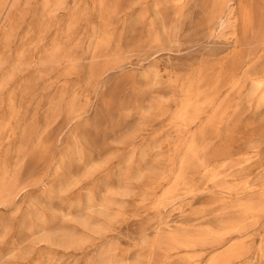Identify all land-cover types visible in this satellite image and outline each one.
Masks as SVG:
<instances>
[{
    "label": "rangeland",
    "instance_id": "374dc122",
    "mask_svg": "<svg viewBox=\"0 0 264 264\" xmlns=\"http://www.w3.org/2000/svg\"><path fill=\"white\" fill-rule=\"evenodd\" d=\"M214 1L67 0L66 8L48 19L43 0L20 1L14 35L4 39L0 33V81L5 77L0 130L9 124L0 164L11 173L18 170L20 183L10 202H0V264H209L224 250L212 242L180 251L159 244L171 235L197 239L219 232L264 188V105L254 90V82L264 78V0H233L218 16ZM245 9L252 13V27ZM158 36L160 43L153 41ZM101 39H110L109 47L95 55ZM55 42L70 49L72 58L45 67L41 62ZM150 74L157 77L146 79ZM192 82L214 102L199 122L179 128L174 115ZM73 100L77 112L62 113L61 102L67 106ZM53 102L59 104L57 116L46 127ZM144 108L156 111L140 131ZM212 120L203 136V126ZM34 129L31 138H22ZM193 138L206 166L220 172L219 180L189 168L187 184L159 204ZM90 196L98 202L88 208ZM257 214L245 240L230 237V244L250 248L237 264H264L258 255L264 212Z\"/></svg>",
    "mask_w": 264,
    "mask_h": 264
},
{
    "label": "bare ground",
    "instance_id": "6f19581e",
    "mask_svg": "<svg viewBox=\"0 0 264 264\" xmlns=\"http://www.w3.org/2000/svg\"><path fill=\"white\" fill-rule=\"evenodd\" d=\"M20 1L22 0H0V33L4 32L2 35L4 39H9V38H12V36L14 35V32L16 31L17 29V24H16V17L17 16L15 13L16 11L19 12V4H20ZM106 1V0H105ZM172 1H175V2H181L182 0H172ZM233 0H215L214 1V7L216 9V11H214V15H220L222 12H225L224 9L226 7H229L230 6V3L232 2ZM247 1V0H246ZM249 1V0H248ZM251 1V0H250ZM66 3H67V0H43V12H44V19H48L50 17H52L55 13L63 10L66 8ZM102 3H105V2H102ZM109 3V2H108ZM243 4V3H242ZM249 4V3H248ZM247 4V5H248ZM255 4V3H254ZM103 5V4H102ZM246 5V4H245ZM244 5V6H245ZM247 5L245 7H247ZM250 5V4H249ZM105 6V5H104ZM184 6V4H183ZM250 6H253V4H251ZM255 6V5H254ZM103 7V6H102ZM171 7V6H170ZM185 7V6H184ZM184 7H183V11H184ZM243 7V6H242ZM167 8V7H166ZM186 8V7H185ZM241 8V7H240ZM249 8V7H248ZM251 8V7H250ZM249 8V9H250ZM106 9V6L105 8ZM171 9V8H170ZM243 9V8H242ZM214 10V8H213ZM213 10L211 12H213ZM253 10H256V9H253ZM182 11V12H183ZM252 11V9H251ZM165 12V10H164ZM168 14L169 12L171 11H167ZM210 12V11H209ZM219 12V14H217ZM254 12V11H253ZM228 13V12H227ZM256 14L257 11L255 12ZM209 14V13H208ZM226 14V13H225ZM242 14V13H241ZM170 15V14H169ZM211 15V13H210ZM227 15V14H226ZM182 16H183V13H182ZM216 16V17H217ZM245 16V19H246V22L248 25H250L252 27V23H253V17H252V13L250 12V10L248 9H245V12H244V15ZM163 17V16H162ZM170 17V16H169ZM179 17V16H178ZM223 17L222 16L220 18V23H221V26L223 27L226 23V21L223 20ZM82 15L80 16H76L73 18V22L72 24H75V23H78V21L80 19H82ZM255 18V17H254ZM102 19V17H101ZM214 19L215 21V18L212 17L210 19V21ZM209 20V18H208ZM242 22H243V19H241ZM256 20V19H254ZM165 21V20H164ZM209 22V21H208ZM245 22V21H244ZM213 23V21H212ZM211 23V24H212ZM216 23V22H215ZM257 23V21H256ZM247 25V26H248ZM246 26V25H245ZM244 24H243V27H245ZM72 27V26H71ZM41 33H45L47 31V27H46V24H43L42 27H41ZM249 28V27H248ZM256 28V27H254ZM247 29V28H245ZM253 29V28H252ZM248 30V29H247ZM245 31V30H243ZM249 31V30H248ZM253 31V30H252ZM255 31V30H254ZM247 32V31H246ZM95 33H96V30H95ZM245 33V32H243ZM29 34V33H28ZM27 34V35H28ZM254 34V32H253ZM247 35V34H246ZM250 35V34H249ZM245 37V36H244ZM251 37V36H250ZM110 38V36H109ZM247 38V36H246ZM249 38V37H248ZM247 38V39H248ZM44 39V38H43ZM95 39V37H94ZM94 39H93V42H94ZM162 40V39H159V36L158 37H155L154 38V42H157V43H160L159 41ZM110 41V39H109ZM109 41L106 40V39H101L97 46H96V54L95 55H98L99 53H101L102 51H104L105 49H107L109 47ZM66 42V40H65ZM92 40H91V44L93 43ZM252 42V41H251ZM250 42V43H251ZM242 43V42H241ZM155 44V43H154ZM243 44V43H242ZM245 44V42H244ZM252 44V43H251ZM241 45V44H240ZM264 45V43H263ZM35 46V45H34ZM79 46H80V43H79ZM251 46V45H250ZM66 47V46H65ZM63 45H59V44H56L55 42V45L48 51L47 53V56L45 58L44 61H40L41 64H43L45 67H48V66H51L52 68H54L57 64H64L67 59L69 58H72L69 56V53H68V50L70 51V49H66ZM75 47V46H74ZM73 49V48H72ZM80 49V48H78ZM47 50V49H46ZM72 52V51H70ZM118 53V52H117ZM46 54V53H45ZM237 55V53H235ZM239 54V53H238ZM94 55V56H95ZM243 55V54H242ZM241 55V56H242ZM21 56V55H20ZM239 56V55H238ZM32 57V55H31ZM234 57V56H233ZM261 57V56H260ZM23 57H21L22 59ZM243 58V57H242ZM33 59V58H32ZM31 59V60H32ZM241 59V58H240ZM259 59V58H258ZM24 60V59H22ZM26 60V59H25ZM76 61H78V59L76 58L75 59ZM235 60V59H234ZM74 62V63H70L71 65V69H73L74 67H76V63L77 62ZM228 61V60H227ZM30 62V61H29ZM226 62V61H225ZM224 62V63H225ZM240 62V61H239ZM257 62V61H256ZM31 63V62H30ZM29 63V64H30ZM236 63V62H235ZM255 63V62H254ZM18 64V63H17ZM16 64V65H17ZM20 64H23V63H20ZM219 65L221 66L222 64L219 63ZM28 66V65H27ZM218 66V64L216 65V67ZM234 66V65H233ZM3 67V66H2ZM5 67V66H4ZM222 68V66H221ZM251 68V67H249ZM204 69V68H203ZM202 69V73L204 72ZM216 69V68H215ZM211 70V69H210ZM221 70V69H220ZM214 71V70H213ZM212 71V72H213ZM20 72V71H19ZM50 72V71H49ZM208 72V71H207ZM221 72V71H220ZM208 74V73H207ZM219 74V73H218ZM14 75V74H13ZM44 75V74H42ZM41 75V76H42ZM90 75L91 77H96L97 76V73H96V68H92L90 70ZM203 75V74H202ZM12 76V75H11ZM40 76V77H41ZM9 77V75H8ZM156 78L157 76L154 75L152 76L151 74L150 75H147L146 76V79H150V78ZM199 77V76H198ZM259 77V76H258ZM4 80H5V77H3ZM7 78V77H6ZM14 78V76H13ZM12 78V79H13ZM241 78V77H240ZM253 78V77H252ZM11 79V78H10ZM8 79L9 81H12ZM4 80L0 81V91L2 90L3 88V82ZM201 80V79H200ZM199 80V82H201ZM251 80V78L249 79ZM7 81V80H6ZM189 82V81H187ZM198 82V81H197ZM197 82L195 84H197ZM241 82V81H240ZM195 84L190 83L188 86L185 87V89H183V91H185L184 95H185V98L183 99V101L181 102L180 104V108L178 110V112L174 115V121L176 122V126H178L179 128H184V129H187L191 126H193L195 123L199 122L202 118V115L205 113L204 109L207 107V106H212L213 104V100L214 98L209 94V93H206L204 94L203 91H201L199 89V87L196 88V90H194L195 88ZM202 84V83H201ZM200 85V84H199ZM235 85V84H234ZM236 86V85H235ZM219 87V86H218ZM234 87V86H233ZM238 87V86H237ZM243 87V86H242ZM246 87V86H245ZM216 88L217 86H213L211 88V92L214 93L216 91ZM235 88V87H234ZM218 89V88H217ZM237 89V88H236ZM234 89H232L233 91ZM243 91V89H241ZM245 90V89H244ZM252 90V89H251ZM254 90L255 92L258 94V92L261 93L260 97H258L260 99L259 102H261L262 104L261 105H264V78H260L258 80H256L254 82ZM29 91V90H28ZM242 91H239V92H242ZM250 92V91H249ZM28 94V92H27ZM256 94V95H257ZM7 95V94H6ZM259 96V95H258ZM179 97V96H178ZM254 98V96H253ZM257 98V99H258ZM216 100V99H215ZM224 100V99H223ZM243 100V99H242ZM248 100H249V97H248ZM252 100V99H251ZM240 101V100H239ZM253 103V102H251ZM259 104V103H258ZM58 103H52V105L50 106V109L46 115V119H45V125L46 127L51 123V121L57 116V112H58ZM260 105V106H261ZM214 106V105H213ZM220 107V106H219ZM263 107V106H262ZM261 107V109H262ZM155 108H158V107H155ZM155 108H144V109H140V112H143L142 115H143V118H142V122H141V128H140V131H143L145 130L146 128L149 127L150 123L149 121L147 120V118L149 119L153 112H155ZM238 109H241L239 108L238 106ZM77 104H76V101L73 100L71 103H69L67 106L66 104L64 105L62 102H61V109L60 111L62 113H65V114H68V115H73L77 112ZM219 110L221 111V108H219ZM259 110V108H258ZM236 111H237V108H236ZM240 112V110H239ZM238 112V113H239ZM225 114H226V111H225ZM236 114V112L234 113V115ZM221 115L223 116V112H221ZM233 119V118H232ZM231 119V120H232ZM207 122V121H206ZM214 120L212 121H209L208 123H206L204 126H203V129L201 130V134L204 136V134H207L210 126L213 124ZM230 122V121H229ZM212 123V124H210ZM8 123H5L2 127H1V130H0V149H1V145H2V142L4 141L3 139V133L4 131L8 128ZM214 125V124H213ZM229 125V123H228ZM87 124H83L80 126L79 130L81 131L82 134L83 131L85 130ZM232 126V125H231ZM237 127V126H236ZM235 127V128H236ZM233 130V128H232ZM237 130V129H236ZM34 130H32L31 132H27L26 130V134L22 135L24 139H26L27 137H32V135L34 134ZM231 133V132H230ZM235 134V132H234ZM229 135V134H228ZM237 135V133H236ZM235 135V136H236ZM260 137V136H258ZM239 138H241L239 136ZM10 139V137L8 138ZM76 139V137H75ZM226 139H230V138H226ZM236 139V138H235ZM216 141V140H215ZM228 141V140H227ZM226 141V142H227ZM215 144V143H214ZM224 144V142H223ZM207 146V145H206ZM84 148V147H83ZM222 148V146L220 147ZM229 148V147H228ZM225 149V148H224ZM227 149V148H226ZM253 149V148H251ZM258 149V148H257ZM221 150V149H220ZM36 151V150H35ZM78 151V150H77ZM253 151V150H252ZM256 151V150H254ZM84 152V151H83ZM186 156L185 158L182 160V163L180 162V165H181V168L179 170V172L176 174V177H175V180H174V184L172 185L171 188H169L165 193H164V196L162 199L159 200V204H163L166 200H170L171 198H173L175 196V193L178 191V188L180 187L181 184H187V169L189 168H194V169H204L205 172H206V176L208 178L209 181L211 182H217L221 176L220 172L218 170H215L212 169L210 170L206 165V160L202 157L201 153H202V149L199 148L198 144H197V141H196V138H193L192 141L188 144L187 146V150H186ZM217 153V151H216ZM221 153V152H220ZM9 154V153H8ZM33 154V153H32ZM80 154V152H79ZM254 154V153H253ZM261 154V153H260ZM255 155V154H254ZM7 156V155H6ZM85 156V155H84ZM224 156V155H223ZM246 156V155H245ZM260 156V155H259ZM77 157H81V156H77ZM252 157V156H251ZM251 157H248L249 159ZM260 158V157H259ZM256 159V158H255ZM240 160V159H239ZM246 160V159H245ZM244 162V161H243ZM232 163V161H231ZM243 164V163H242ZM244 165V164H243ZM174 166V165H173ZM236 167V165H235ZM218 169V168H217ZM233 170V169H232ZM223 175V174H222ZM159 181H163L165 179L164 175H159ZM203 176V175H202ZM235 176V175H234ZM127 179H133V177H127ZM264 180V179H263ZM262 180V181H263ZM74 182H76V180H73L71 179L70 180V183L71 185L74 184ZM68 183V185L70 184ZM235 184V183H234ZM246 185V184H245ZM230 186V185H229ZM69 187V186H68ZM193 187V186H192ZM233 187V186H232ZM230 187V188H232ZM241 187V186H240ZM20 188V183H19V174H18V170H16V172H12L11 173V170L9 171V169L7 168L6 165H1L0 164V202H3V203H8L10 202L11 198L13 197V195H15V193L18 192ZM246 188V187H245ZM260 188V187H259ZM258 188V189H259ZM222 189V188H221ZM225 189V188H224ZM234 189V188H233ZM241 189V188H240ZM251 189V188H250ZM194 190V189H193ZM227 190V188H226ZM225 190V191H226ZM153 191V190H152ZM192 191V190H191ZM195 191V190H194ZM231 191V190H229ZM112 191L110 190L109 193H111ZM193 192V191H192ZM227 192V191H226ZM236 192V191H235ZM231 193V192H230ZM234 193V192H233ZM193 195V193H190ZM259 194V193H258ZM188 196V195H187ZM191 196V195H189ZM228 196V195H227ZM230 196V195H229ZM255 197V196H254ZM257 197V196H256ZM161 198V197H160ZM181 198V197H180ZM178 199V198H177ZM238 199V198H237ZM254 199V198H253ZM216 200V198H215ZM252 200V199H251ZM213 201V200H212ZM87 207L90 208V207H93L97 202L98 200L93 197V196H90L88 199H87ZM111 203V201H109ZM168 202V201H166ZM173 202V200H172ZM170 203V202H169ZM168 203V204H169ZM244 203V201H243ZM82 207H85V206H82ZM159 207V206H158ZM159 209V208H158ZM238 209V208H237ZM239 210L241 211V214L240 216L234 220L232 223L230 224H227L226 226H224L219 232H211V233H202V232H198V233H202L200 235H197L199 238H192V235L191 236H186L187 234H184V235H177L176 232L175 234L176 235H171V236H168L166 239H164L162 241V243H159L161 245H167L170 250L171 249H176V250H183V249H187L189 250L190 248H193L195 247V245H197V242H200L201 244H207V243H211L213 245H216V246H219V247H225L224 250H222L219 254L217 253L216 256H213L212 260L210 261L209 264H237L238 261L242 260L246 255L249 254V251H250V248H248L246 246V244L243 242V243H231L230 244V241H231V236L235 235V234H238L239 235V238H243L245 235L244 233L246 232L247 228H248V222L250 221V219L252 218H255V215L257 213H260V212H264V188H263V192L261 193V197L256 200L255 202H248V203H244V204H241L239 206ZM158 211V210H157ZM263 214V213H262ZM158 215V214H157ZM258 216V214H257ZM262 217V216H261ZM258 220V219H257ZM86 225H88L89 223L88 222H85ZM228 223V222H227ZM225 225V224H224ZM211 229V228H210ZM187 231V230H186ZM212 231V230H211ZM214 231V230H213ZM248 231V230H247ZM197 233V234H198ZM172 234V233H171ZM196 234V233H195ZM167 235V234H166ZM162 236V235H161ZM159 236H157L158 238ZM164 237V236H163ZM162 237V238H163ZM193 237H195L193 235ZM165 238V237H164ZM159 239V238H158ZM244 239V238H243ZM242 239V240H243ZM161 240V239H160ZM159 240V241H160ZM245 240V239H244ZM53 241V240H52ZM158 241V240H156ZM158 241V242H159ZM241 242V241H240ZM149 244V243H148ZM153 244V243H152ZM155 244V242H154ZM153 244V245H154ZM159 244L157 243L155 246H158L159 247ZM151 245V244H150ZM152 245V246H153ZM201 246V245H200ZM208 246V245H207ZM212 246V245H211ZM197 247V246H196ZM213 247V246H212ZM150 249V248H149ZM147 249V250H149ZM152 249L154 250V248L152 247ZM158 249V248H157ZM163 249V248H162ZM161 250V249H159ZM151 251V250H150ZM166 251V250H165ZM168 251V250H167ZM259 257L261 259V261L264 262V238L262 239V243L259 247ZM159 252V251H157ZM163 252V251H162ZM153 254V251L151 252ZM156 253V252H155ZM175 253V252H174ZM193 253V252H192ZM167 254H169V252H167ZM186 254V253H185ZM155 255V254H154ZM170 255V254H169ZM181 255V254H180ZM191 255V254H190ZM183 256V255H182ZM187 256V255H186ZM101 257V255H100ZM166 257V256H165ZM164 257V258H165ZM196 257V256H195ZM163 258V259H164ZM167 258V257H166ZM192 258H194L192 256ZM99 259V258H98ZM169 259V258H168ZM190 258H188L189 260ZM187 260V262H188ZM101 261V260H100ZM182 261V260H181ZM190 261V260H189ZM98 263V261H97ZM192 263V262H190ZM196 263V262H195Z\"/></svg>",
    "mask_w": 264,
    "mask_h": 264
}]
</instances>
